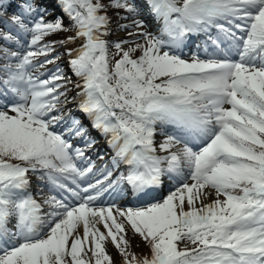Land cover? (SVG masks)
Masks as SVG:
<instances>
[{
  "label": "snow or ice",
  "instance_id": "6c2138e0",
  "mask_svg": "<svg viewBox=\"0 0 264 264\" xmlns=\"http://www.w3.org/2000/svg\"><path fill=\"white\" fill-rule=\"evenodd\" d=\"M51 6L0 0V264H264V0Z\"/></svg>",
  "mask_w": 264,
  "mask_h": 264
},
{
  "label": "rangeland",
  "instance_id": "374dc122",
  "mask_svg": "<svg viewBox=\"0 0 264 264\" xmlns=\"http://www.w3.org/2000/svg\"><path fill=\"white\" fill-rule=\"evenodd\" d=\"M55 2H56V0H49V3L52 6L48 8V11L51 13V15L48 17V19H52L53 17H55L56 15L59 14V9L55 7ZM10 15H11V12L6 14L5 18H8ZM108 15L112 18V23L110 25L111 33L107 37L110 44L112 42L119 41L121 39L126 38V36H127L126 32H124L123 30H120L118 25L121 23H129V21L122 20L119 16H116L115 13L111 10L109 11ZM68 23L69 22L66 19L65 24L67 25ZM73 34L74 33L71 31L70 32H61L59 34H54V35L48 37V40L60 41V40L65 39L67 36L73 35ZM79 45H80V42L77 41L75 44L68 45V47L77 48V47H79ZM57 48H58V51L61 53H63L65 51V49L62 47H59V45H57ZM188 51H189L188 55H192L195 53V48H189ZM115 52H116L115 48L110 47V53L115 54ZM188 55H186V56H188ZM115 58L119 59L118 56H116ZM67 59L68 58L66 56L62 55L61 59H60V61H58V63L60 64L61 68L66 72V74L71 77V80L73 83L69 85V89H70L69 95L75 96L77 89L75 87H73V85L75 83L80 82V81H79V78L76 77L75 75H73L72 72L70 71L68 64H67ZM49 67H52V66H49ZM68 108L71 109L72 114L74 116H77L78 118L84 119L82 114L77 112L74 104H69ZM85 123L87 125V121H85ZM93 136L95 137L96 140L102 139L98 133L93 132ZM165 182H166V184L163 187V191L161 193L162 195H166L168 192L169 182L167 180H165ZM38 189L43 190V194L41 196H39L38 199L46 198L47 196L52 194L51 192H49V190L47 188L44 187L43 183L38 182L37 178L34 176L33 177V190L36 191ZM120 199L127 200L129 198H128V196H124L123 198H120ZM128 239L130 240V243H131V251H133L137 256L143 257L145 252H147V251H145V250H147V247H146L145 243L141 240V238L138 235H133L131 232H129L128 233ZM107 247H108L110 254L113 257L114 264L117 262H119V263L122 262V257L120 256L117 249L114 246H112L110 243L107 245Z\"/></svg>",
  "mask_w": 264,
  "mask_h": 264
},
{
  "label": "bare ground",
  "instance_id": "6f19581e",
  "mask_svg": "<svg viewBox=\"0 0 264 264\" xmlns=\"http://www.w3.org/2000/svg\"><path fill=\"white\" fill-rule=\"evenodd\" d=\"M129 23H130V21H129ZM155 26L153 25V28H154ZM200 41H204L202 38H200V39H196L195 40V43L193 44V46L195 47V52L196 53H198V54H201V55H204V53H203V49L200 47V45H199V43H200ZM188 49L189 48H186L185 49V53H186V55H188V53H189V51H188ZM193 52V51H192ZM101 137V136H100ZM102 139H98V140H96L97 141V143H96V147H95V149L94 150H89V154L90 155H92V158L95 160L96 159V156H97V154L99 153V154H106L107 152H108V146H107V144H106V142H105V140H104V138L103 137H101ZM97 153V154H96ZM107 161V155H105V161H100V160H96V162H97V165L98 166H102V164L104 163V162H106ZM165 184H166V182H165ZM164 184V185H165ZM210 199H211V197H210ZM118 204H120L121 206H127L128 205V200L127 201H123V200H117L116 201Z\"/></svg>",
  "mask_w": 264,
  "mask_h": 264
},
{
  "label": "trees",
  "instance_id": "16d2710c",
  "mask_svg": "<svg viewBox=\"0 0 264 264\" xmlns=\"http://www.w3.org/2000/svg\"><path fill=\"white\" fill-rule=\"evenodd\" d=\"M109 13V12H108ZM145 251H147V252H145V254L143 255V256H145V255H147L148 254V248H147V250H145ZM115 264H122V262H117V263H115Z\"/></svg>",
  "mask_w": 264,
  "mask_h": 264
}]
</instances>
